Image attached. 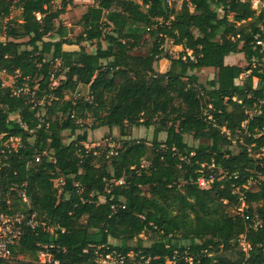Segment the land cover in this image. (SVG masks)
Here are the masks:
<instances>
[{"label": "trees", "instance_id": "trees-1", "mask_svg": "<svg viewBox=\"0 0 264 264\" xmlns=\"http://www.w3.org/2000/svg\"><path fill=\"white\" fill-rule=\"evenodd\" d=\"M70 4L0 0V75L14 79L0 77V218L41 223L25 227L10 260L38 264L47 250L61 264H99L104 248L140 253L142 264H264V12L252 0H97L71 40L57 27ZM231 55L247 67L226 65ZM204 69L216 75L201 84ZM141 127L154 129L152 142L131 138ZM103 128L120 130L119 149L83 145ZM65 132L77 138L65 143Z\"/></svg>", "mask_w": 264, "mask_h": 264}, {"label": "built area", "instance_id": "built-area-1", "mask_svg": "<svg viewBox=\"0 0 264 264\" xmlns=\"http://www.w3.org/2000/svg\"><path fill=\"white\" fill-rule=\"evenodd\" d=\"M252 6L253 9H255L256 11H258V9H261V11L264 12V2L263 0H252ZM259 45H261V43H258ZM14 86V84L12 85ZM27 89L26 88H17L15 89V94L20 96L21 94L27 93ZM80 95H78V97H80ZM87 101H91L92 97L88 96ZM18 141L19 145H14L9 143V145H7L8 148L12 149V150H18L20 147V141L19 140H15ZM40 160L37 159V162H39ZM215 178L214 177H210L209 179H204L201 178L198 181V184L201 188L207 189L208 186L210 187V185L214 182ZM57 186L63 185L64 182L63 180L58 181ZM119 184H123V181H119ZM20 197L23 198L24 202L28 205V207L30 208L28 201H27V197H26V193L23 192L20 194ZM40 221L37 220L35 215H30L25 214V213H18L16 215L13 216H2L0 218V264L6 261H9L11 259V255H12V248L14 246H16L21 239L24 236L25 233V227H30L33 230H36V228H38L40 226ZM260 225L259 222L256 223L255 227H258ZM42 226L45 227V224H42ZM50 232H53V229L50 228L48 229ZM242 241H241V246L243 248V251L247 254V257H249V251L251 250V246L245 241V237L242 236ZM104 248H99L98 251L96 252V261L99 264H142L141 262H137L136 259L139 257L140 253H130L128 255H123V254H119L117 252H108L105 253L103 251ZM203 254L205 255V257L207 258H211L212 254L209 252V250H205L203 252ZM180 258V255L178 252L175 253V258ZM141 260H143V258H140ZM186 262H188L189 264H198L195 263L193 261L192 258H185ZM217 261L214 260L212 264H216ZM38 264H61L59 260H57L56 258L53 257V255L45 250L43 252H41L40 254V259Z\"/></svg>", "mask_w": 264, "mask_h": 264}, {"label": "rangeland", "instance_id": "rangeland-1", "mask_svg": "<svg viewBox=\"0 0 264 264\" xmlns=\"http://www.w3.org/2000/svg\"><path fill=\"white\" fill-rule=\"evenodd\" d=\"M61 4V2L59 1L56 6L58 7ZM94 4V0H76L75 1V5L76 8H74L71 12L70 15L68 16L69 18V23L71 24H75L76 22L79 21L80 16L82 15V13L89 7V5ZM179 8V6H178ZM15 13H13L14 15L16 14H20L21 11H14ZM258 13L262 12L261 9H258L257 11ZM77 31V29H75ZM78 32V31H77ZM95 49V46L93 45H86V49H89L91 51V49ZM142 52H146V49H144ZM166 52L168 54H170L173 57H179L180 53L183 52L182 47H174L171 45H167L166 46ZM235 58H237L234 62L235 64H237L240 67L246 68L247 67V63L244 59L243 55H237L235 56ZM171 64L166 61L163 60L162 62L159 63L158 65V69L160 72H167L170 69ZM216 72L213 69H206V70H201V71H197L194 72V74L196 76H198L199 81L201 84H206L208 81L213 80L215 78V74ZM2 80L4 81L5 86H12L14 84V79L12 77H7L6 75H2ZM246 79V75H243L241 77V79L238 81V83H243V81ZM256 84V83H255ZM87 124H91V120L87 121ZM136 135H133L134 138H141V139H151L152 138V134L149 132L148 129H144L142 128L141 130H136ZM84 131H79L77 133V136L82 135ZM132 137V136H131ZM64 138H65V143H69L71 140V133L70 132H65L64 133ZM77 138V137H75ZM88 144L87 146L89 147V150H92L93 148L96 147H100L101 149H105V148H111L114 150H117L121 147L122 145V141L124 140V138L121 136L120 130L119 129H115L114 131L112 130L110 133L107 132H93V131H88ZM187 142L191 145V146H198L200 144V142H195L192 137H187ZM11 144L14 145H19L18 141L15 140H11L10 141ZM234 147L237 148V144H234ZM209 188V186H208ZM29 204V202H28ZM246 204L242 206L241 211L243 210V208H245ZM248 206V205H247ZM141 240L145 243L146 246H149L152 244L151 241V237L150 235H143L141 236ZM112 244H121L118 241L112 240L111 241ZM135 243H130V246H134ZM22 259V258H20ZM5 264H15V262H13L12 260L7 261Z\"/></svg>", "mask_w": 264, "mask_h": 264}, {"label": "crops", "instance_id": "crops-1", "mask_svg": "<svg viewBox=\"0 0 264 264\" xmlns=\"http://www.w3.org/2000/svg\"><path fill=\"white\" fill-rule=\"evenodd\" d=\"M75 1L76 0H72V4H70L69 5V7L67 8V12H66V14H64V15H62L61 16V18H60V20L57 22V27L58 26H63L64 28H67L68 29V38L69 39H71V40H75L76 39V37L77 36H79L81 33H82V25H81V20H82V18H83V16L87 13V11H88V9L90 8V7H93V6H95L96 5V2H97V0H94V4H92V5H89V7L82 13V15L80 16V19H79V21L78 22H76L75 24H71V23H69V18H68V16L70 15V12L74 9V8H76V5H75ZM179 8H180V6H179ZM16 11H19V10H16ZM15 13V12H14ZM20 15H21V12H20V14H16V15H12V17H11V19H20ZM40 17V16H39ZM20 22H22V21H20ZM75 29H77V31L75 30ZM56 33H58V32H56ZM0 40H5V35L3 34V35H1L0 34ZM61 40V37L59 36V34H57L56 36H55V38H54V40L53 41H60ZM86 45L87 44H83V46H85L86 47ZM88 45H90V44H88ZM93 46H95V49H93V47H92V49H91V51L89 50V49H86L89 53H94L95 51H96V45H93ZM105 47H106V45H104ZM80 49H81V47L80 46H78V45H64V47H63V50L65 51V52H79L80 51ZM235 56H237V55H231V56H229V57H227L226 58V60H225V64L226 65H230V66H235V65H237V64H235V60L237 59V58H235ZM204 70H206V69H204ZM161 73H165V72H161ZM2 75H4L5 76V74H1L0 75V77H2ZM7 76V75H6ZM7 77H9V76H7ZM255 83H257V81L255 80ZM12 119H18V116H13L12 117ZM143 127H141V128H134L133 130H132V133H131V138H133V139H135V140H144V139H141V138H134L133 137V135H136V130H141ZM116 129V128H115ZM115 129H113V131L115 130ZM144 129H146V128H144ZM149 130V132L152 134V138L151 139H147V141H149V142H152L153 140H154V129L153 128H151V129H148ZM97 131H99V132H105V133H107V132H111V130L110 129H107V128H103V129H100V130H97ZM97 131H95V132H97ZM76 137V136H75ZM75 137H73L71 140H70V142L72 141V140H74L75 139ZM161 141H164L165 139H166V134H161L160 135V138H159ZM89 140V139H88ZM146 140V139H145ZM69 142V143H70ZM88 142V141H87ZM87 142H85V143H83V145L88 149L89 147L87 146ZM100 200H101V202L102 203H104L105 202V200H104V198H100Z\"/></svg>", "mask_w": 264, "mask_h": 264}]
</instances>
